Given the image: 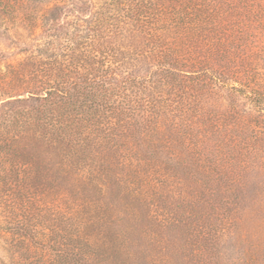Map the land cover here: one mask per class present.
<instances>
[{
  "label": "trees",
  "instance_id": "obj_1",
  "mask_svg": "<svg viewBox=\"0 0 264 264\" xmlns=\"http://www.w3.org/2000/svg\"><path fill=\"white\" fill-rule=\"evenodd\" d=\"M41 20L0 93L11 130L0 147L34 149L59 197L37 263L236 264L222 244L245 240L264 208V184L241 203L259 171L241 149H264V127L245 114L264 98L228 66L264 21V0H68ZM142 211L152 226L188 230L197 253L180 239L153 260Z\"/></svg>",
  "mask_w": 264,
  "mask_h": 264
},
{
  "label": "rangeland",
  "instance_id": "obj_2",
  "mask_svg": "<svg viewBox=\"0 0 264 264\" xmlns=\"http://www.w3.org/2000/svg\"><path fill=\"white\" fill-rule=\"evenodd\" d=\"M58 1L68 0H0V93L3 90L2 74L6 71L7 64L12 65L13 68L22 59L24 54L20 52V47L24 42H30L39 36L42 17ZM259 25V28L247 37V41L241 44L238 51H235V59L228 67L237 71L233 76L235 79L245 85L247 81L248 85L253 84L254 92L264 98V21ZM226 64L224 60L223 66L225 67ZM246 89L250 88L246 87ZM258 109V107L248 106L245 118L252 127L260 131V127H264V111L259 112ZM7 118L0 110V132H6L9 136L11 130L7 127ZM259 131L255 135L258 136ZM237 136L240 141L244 140L243 133ZM262 141H264L263 137ZM227 150L223 149V151ZM241 150L256 152L253 159H250L248 155L241 161L259 170L255 174L249 173L245 178L249 187L243 192L241 203L246 209L248 205L254 203L252 199L256 196L254 194L256 187L264 184V149ZM35 155L34 149H29L27 145L23 149L0 147V264L45 262L47 248L41 251L39 256L35 252V247L39 245V242L42 246L45 245L48 235L62 219L61 212H54V203L59 201V197L49 193L46 162L40 158L36 159ZM38 163L35 178L33 170ZM243 164L245 165L244 162ZM259 198L261 200L259 203H263L264 194ZM140 223L147 224L157 237L155 244L154 241L142 243L143 249L156 262L162 261L164 257L161 250L166 251L174 243L181 246L182 242L185 247L182 249L190 257L197 253L193 251V247H196V237L191 236L189 239L188 230L177 232L173 224H166L163 228L152 226L150 224L154 223L145 211L140 213ZM244 230L249 233L240 244L232 245L230 241L222 244L225 255L230 254V261L236 264H264V208L260 209L253 221L246 223ZM132 246L134 248V245ZM233 246L236 247L233 248ZM141 264L144 263L141 262Z\"/></svg>",
  "mask_w": 264,
  "mask_h": 264
}]
</instances>
